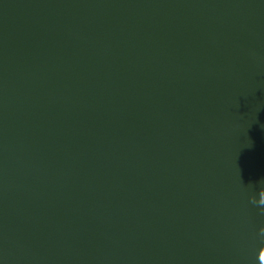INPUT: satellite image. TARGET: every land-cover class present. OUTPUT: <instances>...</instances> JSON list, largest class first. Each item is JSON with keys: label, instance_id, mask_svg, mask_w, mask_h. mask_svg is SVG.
I'll return each instance as SVG.
<instances>
[{"label": "water", "instance_id": "1", "mask_svg": "<svg viewBox=\"0 0 264 264\" xmlns=\"http://www.w3.org/2000/svg\"><path fill=\"white\" fill-rule=\"evenodd\" d=\"M261 181L264 0H0V264H264Z\"/></svg>", "mask_w": 264, "mask_h": 264}, {"label": "clouds", "instance_id": "2", "mask_svg": "<svg viewBox=\"0 0 264 264\" xmlns=\"http://www.w3.org/2000/svg\"><path fill=\"white\" fill-rule=\"evenodd\" d=\"M261 184H262V187H261L258 197L257 195L253 194L250 197V203L255 206H258L260 208L261 214H264V181H261ZM257 235L261 241H264V228H261ZM258 260H259V257H258ZM259 264H261L260 261H259Z\"/></svg>", "mask_w": 264, "mask_h": 264}]
</instances>
